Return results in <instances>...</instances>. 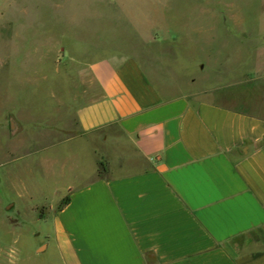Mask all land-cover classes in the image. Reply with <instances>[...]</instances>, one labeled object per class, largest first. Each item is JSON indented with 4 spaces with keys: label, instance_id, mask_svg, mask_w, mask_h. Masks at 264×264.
<instances>
[{
    "label": "crops",
    "instance_id": "0c3cea01",
    "mask_svg": "<svg viewBox=\"0 0 264 264\" xmlns=\"http://www.w3.org/2000/svg\"><path fill=\"white\" fill-rule=\"evenodd\" d=\"M165 65L80 64L77 132L50 145L81 140L93 170L37 220L50 231L25 264H264V117L154 81Z\"/></svg>",
    "mask_w": 264,
    "mask_h": 264
},
{
    "label": "rangeland",
    "instance_id": "374dc122",
    "mask_svg": "<svg viewBox=\"0 0 264 264\" xmlns=\"http://www.w3.org/2000/svg\"><path fill=\"white\" fill-rule=\"evenodd\" d=\"M117 51L264 117V0H0V264L28 262L37 220L91 174L81 140L50 144L77 132L80 64Z\"/></svg>",
    "mask_w": 264,
    "mask_h": 264
},
{
    "label": "trees",
    "instance_id": "16d2710c",
    "mask_svg": "<svg viewBox=\"0 0 264 264\" xmlns=\"http://www.w3.org/2000/svg\"><path fill=\"white\" fill-rule=\"evenodd\" d=\"M103 169H104L103 164H102V162H100V163H99V170H98V175H99V176H100L101 173L103 172ZM67 201H68V199H67V197H65V198L63 199V201H62V204H66Z\"/></svg>",
    "mask_w": 264,
    "mask_h": 264
}]
</instances>
